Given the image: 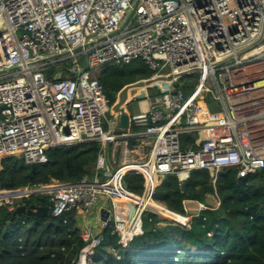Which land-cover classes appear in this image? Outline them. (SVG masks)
<instances>
[{"label":"built area","instance_id":"built-area-1","mask_svg":"<svg viewBox=\"0 0 264 264\" xmlns=\"http://www.w3.org/2000/svg\"><path fill=\"white\" fill-rule=\"evenodd\" d=\"M0 56V160L37 165L48 162L51 148L101 147L92 177L52 180L47 194L38 191L44 186L2 189L0 207L14 211L33 195H47L56 218L95 208L100 230L112 228L126 248L143 235L146 212L189 226V200L186 216L155 200L166 177L182 184L192 172L207 171L215 188L226 170L241 179L264 169V0H0ZM137 60L156 73L141 81L159 95L146 97L149 110L130 115L124 133L123 112L110 104L97 73ZM143 144L149 149L142 154ZM118 147L125 158L110 172ZM132 153L140 157L128 159ZM129 173L143 177L141 194L126 187ZM192 201L196 215L221 205L218 196ZM81 238L76 264L83 257L98 264L105 238L90 228Z\"/></svg>","mask_w":264,"mask_h":264},{"label":"trees","instance_id":"trees-1","mask_svg":"<svg viewBox=\"0 0 264 264\" xmlns=\"http://www.w3.org/2000/svg\"><path fill=\"white\" fill-rule=\"evenodd\" d=\"M152 76L148 66L137 60L128 65L108 64L98 79L114 105L124 87ZM134 144L131 140V148ZM100 149L97 142L51 148L47 150L48 162L35 167L19 157L3 158L0 190L92 177ZM211 179L207 171H194L182 187L177 177L168 176L158 185L155 200L186 216L183 201L205 202L211 193ZM124 182L133 193H142L140 174L129 173ZM215 189L220 207L193 215L189 226L146 212L143 235L122 249L112 228L104 229L101 234L105 242L98 251L111 246L120 257H98L96 252L94 260L98 264H264V169L241 179L235 170H226L219 175ZM30 199L37 206L47 207L49 216L36 218L26 213L12 219L13 211L8 205L0 207V264H74L85 245L79 213L74 210L56 218L47 195H33Z\"/></svg>","mask_w":264,"mask_h":264},{"label":"rangeland","instance_id":"rangeland-1","mask_svg":"<svg viewBox=\"0 0 264 264\" xmlns=\"http://www.w3.org/2000/svg\"><path fill=\"white\" fill-rule=\"evenodd\" d=\"M0 58H1V56H0ZM80 61L82 62V61H84L83 60V57H81L80 58ZM71 65V64H70ZM101 71L102 70H100V71H98V76H99V74L101 73ZM168 72V70L166 69V70H163V71H160L159 73H162V74H165V73H167ZM156 75V73L155 72H153V75ZM125 88V87H124ZM129 89H130V92H129V94H127L129 97H128V99L126 98V100L124 101V103H122V104H120V107H121V109H122V112H123V110L125 111V112H127V113H129L130 115H132V114H138V113H140V111H139V108H138V106H139V104L136 102V101H134V99L136 98V99H138V100H140V99H142V98H146V97H148V96H152V97H155V96H157V95H159V93H158V91H157V89L156 88H150V89H148V88H145V86L143 87V86H136V85H133V86H130L129 87ZM123 90V89H122ZM121 90V91H122ZM120 91V92H121ZM118 101V98H116V102ZM125 106H126V108H125ZM212 112H215V113H218L220 110H219V108H217V109H214V110H211ZM108 118L109 119H111L112 118V115L111 114H108ZM130 130H135V128H131ZM117 132H119V130H117ZM144 146H141L142 148H140V149H137V152H140V153H146L147 151H148V149H149V147L148 146H146L145 144H143ZM140 156L137 154V153H132L130 156H128V159H132V158H139ZM125 158V155L123 154V149L121 148V147H118L117 149H116V156H115V160L117 161V163L118 164H116L115 166H118L119 164H120V162L123 160ZM102 175H103V172H101V176L100 177H102ZM212 187V189L210 190V192H211V194L214 196V199H212V198H207V202H211V203H213V202H215V200H216V198H217V193H216V189L213 187V186H211ZM36 193H39V192H36ZM19 201H20V199H19ZM187 207H188V209H189V214L190 215H196L197 213H198V204H197V202H195V201H192V200H189L188 202H187ZM85 218H87V220L89 221V222H91V223H96V222H98L99 223V218H98V216H97V211H96V209L95 208H93V209H91V210H89V211H87L86 212V215L84 216ZM79 225H80V222H79ZM161 226H163L164 225V223H162V224H160ZM120 248V247H119ZM98 249L99 248H97L96 249V256H103V255H105V256H107V255H113V256H116L117 258H119L120 256L118 255V251L117 250H115L113 247H111V246H105V248H104V250L101 252V251H98ZM120 249H122V248H120ZM96 256H94V258L96 257ZM78 259V258H77ZM75 260L76 259H74V262H75ZM77 261V260H76ZM74 264H76V262L74 263Z\"/></svg>","mask_w":264,"mask_h":264},{"label":"water","instance_id":"water-1","mask_svg":"<svg viewBox=\"0 0 264 264\" xmlns=\"http://www.w3.org/2000/svg\"><path fill=\"white\" fill-rule=\"evenodd\" d=\"M52 71H53L52 69L47 70V74L50 75L52 73ZM144 84H145L144 81H138V82L131 84V85L144 86ZM131 85L126 86L120 92L121 98L118 99V102L115 105V109L117 111H122L120 104L124 103V101L126 100L127 90ZM129 120H130V114L124 112L120 118V125L122 127L121 131H123L124 133H127L129 130V126H130ZM32 166L35 167L36 165L33 164ZM185 184L186 183H182V187H185ZM26 213L31 214L36 218H46L49 216V210L47 207L35 205L34 203H32L30 198L27 199L26 204H23V205L16 207V209L13 211L12 219H15L17 216H20V215L26 214ZM100 216H101L102 220H106L109 218V212L107 210L103 209L101 211ZM8 223H10V222H8Z\"/></svg>","mask_w":264,"mask_h":264},{"label":"crops","instance_id":"crops-1","mask_svg":"<svg viewBox=\"0 0 264 264\" xmlns=\"http://www.w3.org/2000/svg\"><path fill=\"white\" fill-rule=\"evenodd\" d=\"M129 89V88H128ZM127 94H129V93H127ZM128 95H127V99H128ZM117 98L118 99H120L121 98V93L119 92V94H118V96H117ZM134 101H136L138 104H139V106H138V108H139V111L140 112H147L148 110H149V102L146 100V98H142V99H140V100H138V99H134ZM118 102V101H117ZM125 108H126V106H125ZM125 111L123 110V113H124ZM127 113V112H126ZM136 145V141H135V144H134V146ZM132 148H134V147H132ZM108 154H110V151H109V153ZM123 163V160L120 162V164L119 165H121ZM116 164H118L117 163V161L114 159V160H111L110 161V163H109V170H110V172L111 171H113L114 169H116L118 166H115ZM43 188V187H42ZM39 190H40V188H39ZM86 214H84V216H85ZM84 216H82L81 217V219L79 220V222H80V227H81V229H82V231L83 230H85V228H90V229H92L94 232H96V233H101L102 231L100 230V226H99V223L98 222H96V223H91V222H89L88 220H87V218H85ZM97 216H98V214H97ZM98 218H99V216H98Z\"/></svg>","mask_w":264,"mask_h":264},{"label":"bare ground","instance_id":"bare-ground-1","mask_svg":"<svg viewBox=\"0 0 264 264\" xmlns=\"http://www.w3.org/2000/svg\"><path fill=\"white\" fill-rule=\"evenodd\" d=\"M4 29H6V26L3 24V25H2V30H4ZM2 43H3L2 47L7 46V45L5 44V41H3ZM158 81L161 82L163 85H166V84H167V82H166L165 79H163V78L158 79ZM146 83H147V82H146ZM147 84H148V83H147ZM136 86H137V85H136ZM143 87H144V86H143ZM129 92H130V89L127 90V93H129ZM118 94H119V93H118ZM118 94H117V96H118ZM144 112H145V111H144ZM38 191H39L40 193H42V194H47V193H49V192L51 191V188L48 187V186H44L43 188H40V190H38ZM4 197H7V195L0 194V198H4ZM148 206H149V208H150V207L153 208V204H152V202H149V203H148ZM157 211L160 212L161 214L166 215V216H171V214H170L166 209H164V208H162V207L158 208ZM177 218H178L180 221H183V218H182L181 216H179V217H177ZM85 263H86V261H85V257H83L82 260H81V263H80V264H85Z\"/></svg>","mask_w":264,"mask_h":264},{"label":"clouds","instance_id":"clouds-1","mask_svg":"<svg viewBox=\"0 0 264 264\" xmlns=\"http://www.w3.org/2000/svg\"><path fill=\"white\" fill-rule=\"evenodd\" d=\"M27 202V201H26Z\"/></svg>","mask_w":264,"mask_h":264}]
</instances>
